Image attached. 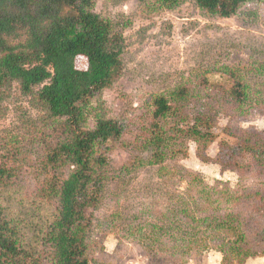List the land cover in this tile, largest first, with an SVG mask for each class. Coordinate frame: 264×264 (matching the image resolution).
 <instances>
[{"label":"rangeland","instance_id":"374dc122","mask_svg":"<svg viewBox=\"0 0 264 264\" xmlns=\"http://www.w3.org/2000/svg\"><path fill=\"white\" fill-rule=\"evenodd\" d=\"M95 12L113 20L126 40L124 73L97 98L123 123L124 133L109 144L115 179L94 215L89 264H248L250 258L230 252L225 256L218 239L208 241L212 248L194 250L181 261L170 254L168 238L154 236L156 243L150 248L145 244L148 240H140L135 233L137 224L147 227L156 221L154 209L167 213L183 192L199 198L200 184L206 183L230 190L225 195L230 197L227 205L244 219L251 215L248 238L254 250H264V241L253 236L264 228V157L256 158L249 151L250 145L264 143V0H246L229 18L207 12L194 0H96ZM76 65L87 68V59L78 57ZM236 82L245 85L243 102L229 93ZM183 89L187 95L182 99L187 100L174 102L181 109L179 129L203 115L210 119L215 140L206 148L199 147L182 133L178 156L167 162L169 174L144 168L133 172L132 164L143 151L154 99ZM51 124L48 112L16 84L0 93V144L17 147L19 152L13 188L4 193L13 213H27L36 196L43 133ZM223 143L236 150L233 161L237 166L221 162ZM240 196L242 200H236ZM214 198H220L219 193ZM191 199L189 204L194 206ZM156 203L158 208L153 207ZM172 221L170 217L166 225ZM198 229L196 233L205 231L202 225ZM177 231L174 235L182 237L183 231ZM158 246L165 252L155 250Z\"/></svg>","mask_w":264,"mask_h":264},{"label":"trees","instance_id":"16d2710c","mask_svg":"<svg viewBox=\"0 0 264 264\" xmlns=\"http://www.w3.org/2000/svg\"><path fill=\"white\" fill-rule=\"evenodd\" d=\"M194 1L225 18L234 16L246 3ZM95 6L96 0H0V93L16 84L53 120L49 131L43 133L37 192L27 213H13L5 203L4 193L12 190V178L17 174L15 157L19 152L17 147L0 144V264H89L94 215L115 179L109 144L124 133L123 123L97 98L122 77L126 48L124 32L113 20L95 12ZM78 57L87 59V68L77 67ZM244 87L236 82L229 93L243 102L247 99ZM185 90L154 99L143 151L132 164L133 172L144 168L154 174L166 173L167 162L181 150L178 138L182 133L199 147L206 148L215 140L210 119L203 115L179 129L181 109L174 102L187 95ZM228 146L223 143L219 158L225 166H237L233 161L236 150ZM249 148L256 158L264 157V143ZM239 150L243 148L239 146ZM200 185L199 198L183 192L174 206H168L167 213L154 209V223L147 227L137 224L139 239H147L145 244L153 248L155 237L168 238L172 242L170 254L181 261L194 250L212 248L208 241L217 239L225 256L230 252L239 257H264V250H254L248 238L251 215L244 219L240 211L227 205L230 197L225 195H230V190ZM145 189L147 193L150 190ZM216 193L220 198H214ZM215 202L220 204L215 206ZM157 204L153 207L158 208ZM170 217L174 221L168 226ZM164 220L165 224L156 223ZM199 225L205 228L202 233H196ZM189 226L191 229H186ZM177 230L183 231L182 237L174 235ZM214 232L222 236H214ZM253 236L264 241V228ZM156 249L165 252L162 246Z\"/></svg>","mask_w":264,"mask_h":264},{"label":"crops","instance_id":"0c3cea01","mask_svg":"<svg viewBox=\"0 0 264 264\" xmlns=\"http://www.w3.org/2000/svg\"><path fill=\"white\" fill-rule=\"evenodd\" d=\"M248 264H264V257L250 258Z\"/></svg>","mask_w":264,"mask_h":264}]
</instances>
